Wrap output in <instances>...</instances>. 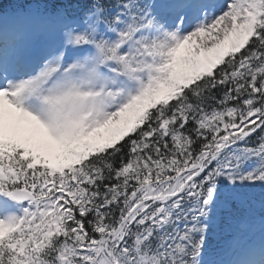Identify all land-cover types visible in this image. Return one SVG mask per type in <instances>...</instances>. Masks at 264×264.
I'll return each mask as SVG.
<instances>
[{"label":"snow or ice","instance_id":"snow-or-ice-1","mask_svg":"<svg viewBox=\"0 0 264 264\" xmlns=\"http://www.w3.org/2000/svg\"><path fill=\"white\" fill-rule=\"evenodd\" d=\"M0 264H264V0H0Z\"/></svg>","mask_w":264,"mask_h":264}]
</instances>
